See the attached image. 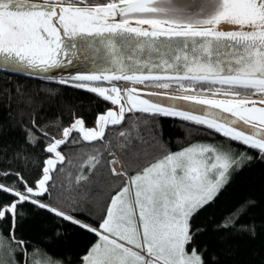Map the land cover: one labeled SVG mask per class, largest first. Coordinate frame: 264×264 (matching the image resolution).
Wrapping results in <instances>:
<instances>
[{"label":"snow or ice","instance_id":"obj_1","mask_svg":"<svg viewBox=\"0 0 264 264\" xmlns=\"http://www.w3.org/2000/svg\"><path fill=\"white\" fill-rule=\"evenodd\" d=\"M205 2L211 5L210 11L203 3L194 9L191 4L178 6L174 0H0V70L48 73L62 66L61 56H68L69 48L75 50L79 38L81 55L104 53L109 66L99 73L75 76L74 86L120 105L119 113L109 110L99 115L96 128H86L83 119H75L62 130L64 139L53 137L45 150L54 153L55 159L46 161L42 178L33 186L19 173L15 175L23 183V192L15 185L0 184V191L13 196L8 204H0V220L11 218L12 222L8 236L0 233V253L8 256V260L0 256V264H18L14 255L17 251L24 255L25 264H61L39 249L29 258L26 242L16 238V217L22 214L18 205L25 202L96 234L98 241L82 257V264H206L204 252L195 244L202 230L193 228L192 219L227 183L229 169L252 159L244 152L235 154L230 148L204 144L189 145L177 152L162 150L160 158L130 177L111 198L97 227L33 198L48 192L50 172L65 159L58 148L69 142L73 132L81 133L85 141L103 139L106 127L120 124L125 111L180 117L206 125L231 141L257 150L264 158V0ZM222 24L233 25L236 30H221ZM152 68L164 73L170 69L172 74H153ZM143 69H149L148 73ZM118 80L149 82L165 89L175 81L181 82L184 91L189 88L182 81L206 82L220 86L213 95L234 98L178 97L208 106L206 113L194 114L144 99L130 87L123 90L126 109L120 87L90 83ZM59 82L68 83L64 79ZM242 94L261 99L240 98ZM31 123L36 131L48 136L35 119ZM26 133L34 143L35 132L26 129ZM112 172L123 175L115 169ZM236 218H226L220 227H234Z\"/></svg>","mask_w":264,"mask_h":264},{"label":"trees","instance_id":"obj_2","mask_svg":"<svg viewBox=\"0 0 264 264\" xmlns=\"http://www.w3.org/2000/svg\"><path fill=\"white\" fill-rule=\"evenodd\" d=\"M174 2L178 6L191 4L194 9L203 3L206 11L209 5L205 0ZM59 81L0 71V173H10L0 175V184L15 185L23 192V183L15 175L19 173L33 186L42 176L45 159L50 155L45 149L52 138L61 137L62 130L77 117L83 118L87 126L95 125L97 116L114 105L96 93L75 87L77 82ZM182 83L220 87L194 81ZM33 119L48 133L47 137L33 128ZM26 129L35 132L34 143L29 142ZM117 134L129 176L155 162L163 155L162 150L174 152L200 140L252 157L229 169L227 183L194 215L192 225L202 230L195 244L204 252L206 264H264V158L257 150L231 141L206 125L180 117L138 111L133 117L127 112L122 125L110 126L104 139L94 142L74 132L69 142L60 147L66 160L53 172L48 192L33 198L97 227L111 198L129 177L121 172L117 174L123 175H114L110 166L117 149ZM12 200L10 193L0 191V204ZM18 213L22 214L16 217L14 234L26 242L29 258L33 250L39 249L61 264H82V257L98 241L95 233L30 202L18 205ZM230 216L238 217L234 227H220ZM11 223V218L0 220V233L8 236ZM14 255L18 264H25L20 251Z\"/></svg>","mask_w":264,"mask_h":264},{"label":"water","instance_id":"obj_3","mask_svg":"<svg viewBox=\"0 0 264 264\" xmlns=\"http://www.w3.org/2000/svg\"><path fill=\"white\" fill-rule=\"evenodd\" d=\"M220 28H221V30H236L235 26L234 27H220ZM88 39H91V38H88ZM75 43L77 44V48L75 50L69 48V49H67L68 56H66V57L61 56L60 59L62 61V66L59 68L52 69L48 73L34 71L32 69H25L22 71H12V70H0V71L5 72V73H9V74H13V75L22 76V77L34 78V79H37V78L47 79L46 77L51 76L52 77L51 80L64 79V80H67L70 82H77L74 79L75 76L88 75V74H92L94 72L99 73L101 71V69L109 66L106 63V55L104 53L96 54V55L91 56V57H85V56L81 55L79 52V48H80L79 38L76 39ZM74 52L76 54H73ZM143 71L145 72V74H147L149 69H143ZM151 72L153 74H161V75H165V74L171 75L172 74V70H170V69L168 70L167 73H164L161 69L152 68ZM124 81L125 80H118V81H112L111 83H109L108 81H96V82H90V83H109L110 85H115V86L119 87V85H117V84L122 83ZM203 83H206V82H203ZM130 87L136 88L138 93L144 99H148V100L154 101V102H159V103L163 104L164 106L175 105L180 110L193 111L194 114L206 113L209 110L208 106L198 105V104H195L193 101H184V100L177 99V98L185 96V95H195V96H198L201 98H209V99H232L231 97L214 96L211 94H201V93H194V92H187V93L175 92V91H169V90H163V89L139 87V86H135V85L127 86L125 89L130 88ZM120 88L122 89V96H123L122 103L124 104L125 108L127 109V107H128L127 97L123 92L124 89L122 87H120ZM250 99L259 100L258 98H250ZM119 108H116L113 106L111 108H108L104 112L100 113L99 115L106 114V112L109 110L116 111L117 113H119ZM211 111L212 112H219L220 110L219 109H211ZM126 112L127 111H125L124 120L118 125H122L124 123L125 118H126ZM222 115L229 116L230 114L223 113ZM230 118L234 119V117H230ZM75 119H83V118L77 117ZM83 121H84V119H83ZM96 121H97V119H96ZM84 126L86 128H89V129L96 128L97 123H95V125H93V126H87L85 121H84ZM110 126H113V125L109 124L106 127L105 134H106V132ZM71 135L68 137V140L71 137ZM81 136H82V134H81ZM82 138H83V136H82ZM55 139H64V137L61 136V137L55 138ZM103 139H98V140H103ZM98 140L87 141V142H94V141H98ZM62 145H64V144H62ZM62 145L59 146L58 151H60L61 155H63L65 157V159H64V161H65L66 156L60 148ZM50 158L55 159L54 153H50V155L45 159L44 168L47 167L46 161ZM58 164H62V163L57 162L55 169L50 172L51 177L53 175V172L56 170ZM42 176H43V173H42ZM42 176L40 178H42ZM51 180L48 181V184Z\"/></svg>","mask_w":264,"mask_h":264},{"label":"rangeland","instance_id":"obj_4","mask_svg":"<svg viewBox=\"0 0 264 264\" xmlns=\"http://www.w3.org/2000/svg\"><path fill=\"white\" fill-rule=\"evenodd\" d=\"M206 7H208L207 9V11H210L211 10V5L209 4V5H207ZM93 86H101V87H105V88H108L109 87V85H105V84H100V83H91ZM147 86L148 87H155V86H152L151 84H147ZM184 86L186 87V88H189V91H184L181 87H180V85H173L172 83H171V85H170V87L169 88H166V90H174V91H184V92H197V93H207V94H213L214 92H215V90H216V88H207V87H195V85H187V84H184ZM155 88H159V87H155ZM218 88V87H217ZM161 89H165V88H161ZM223 96V95H222ZM243 96H245V95H243L242 94V96L241 97H243ZM245 97H260V96H245ZM258 99H261V98H258ZM257 106H261V105H259V104H257ZM114 107H116V108H119L120 107V105H114ZM132 115H133V117H135V114H133L132 113ZM117 138V149H116V152H115V154H114V156H113V158L111 159V161H115L114 163H110V166H111V169H115V172L116 173H118V171H121V173H126L128 176H129V174H128V168H127V166H126V164L124 163V161H123V159H122V151H121V148H120V145H119V141H118V134H117V136H116ZM196 144H204V145H214V144H212V143H210L209 141H207V140H200V141H194L193 143H191L190 145H196ZM218 145V144H217ZM189 146V145H188ZM218 146H223V145H218ZM185 147H187V146H184V147H182V148H185ZM223 147H225V146H223ZM181 148V149H182ZM226 148V147H225ZM181 149H178V150H176V151H174V152H177V151H180ZM134 176V175H133ZM227 176H228V174H227ZM130 177H132V176H129V177H127V179H126V182L125 183H127L128 181H129V178ZM125 183H124V185H125ZM120 191V190H119ZM117 193V192H116ZM115 193V194H116ZM114 194V195H115ZM113 195V196H114ZM129 197L131 198V196H132V189L130 188V191H129ZM104 217V216H103ZM102 217V218H103ZM102 220V219H101ZM93 227V226H92ZM94 227H96V226H94ZM0 256H2V258L3 259H5V260H8V257H7V253L6 252H3V253H0ZM48 256V255H47ZM49 258H51L50 256H48ZM53 261H56V260H54L53 258H51Z\"/></svg>","mask_w":264,"mask_h":264},{"label":"bare ground","instance_id":"obj_5","mask_svg":"<svg viewBox=\"0 0 264 264\" xmlns=\"http://www.w3.org/2000/svg\"><path fill=\"white\" fill-rule=\"evenodd\" d=\"M220 27H234V26L230 24H222Z\"/></svg>","mask_w":264,"mask_h":264},{"label":"crops","instance_id":"obj_6","mask_svg":"<svg viewBox=\"0 0 264 264\" xmlns=\"http://www.w3.org/2000/svg\"><path fill=\"white\" fill-rule=\"evenodd\" d=\"M80 221H82V220H80ZM83 222V221H82ZM84 224H87V223H85V222H83ZM89 225V224H88ZM91 226V225H90ZM94 227V226H93Z\"/></svg>","mask_w":264,"mask_h":264},{"label":"flooded vegetation","instance_id":"obj_7","mask_svg":"<svg viewBox=\"0 0 264 264\" xmlns=\"http://www.w3.org/2000/svg\"><path fill=\"white\" fill-rule=\"evenodd\" d=\"M101 3L104 2V1H100Z\"/></svg>","mask_w":264,"mask_h":264}]
</instances>
